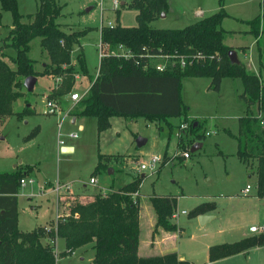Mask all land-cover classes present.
<instances>
[{
  "label": "rangeland",
  "instance_id": "374dc122",
  "mask_svg": "<svg viewBox=\"0 0 264 264\" xmlns=\"http://www.w3.org/2000/svg\"><path fill=\"white\" fill-rule=\"evenodd\" d=\"M38 1L17 0L19 13L23 16L22 22H28L29 17L35 14ZM56 1L62 7L57 23L63 31L70 33L91 30L81 38V47H73L67 67L73 72V82L75 75L78 76L76 91H83L90 85L89 80L96 75L100 66V30L109 25L115 26L118 15L120 26L135 27L137 12L129 9V0H121L124 5L118 10H113V0ZM166 1L167 13L151 22V27L183 29L196 20L219 11V0ZM262 1L224 0L223 8L224 5L227 6L229 17L222 22L221 28L226 33L224 44L233 46L240 63L254 74H259L264 85L263 19L260 18L258 38L249 32L244 33L253 27L246 21L262 16ZM88 8L91 10L86 12ZM11 23V14L3 12L0 58L10 69L15 70L16 67L1 56L11 52L2 44ZM116 52L120 54L125 50ZM12 53L15 55L13 51ZM79 55H82L83 67L89 76L83 73ZM29 58L34 61L36 72L41 73L50 66L47 54L40 47L39 38L31 41ZM163 61L157 58L151 64L155 66ZM62 69L66 68L62 66ZM67 75L68 73L60 75V83L51 75L37 77L32 92H28L25 87L15 89L14 92L16 95L20 94V97L12 103L11 115L0 117V173L12 171L15 165V169L29 165L31 172L23 179L34 180V184L27 183L19 189V232H30L37 227L48 228L50 233L56 232L60 222L79 218H75L73 209L78 204H88L89 195L101 194L106 190L110 194L114 192L110 189L111 186L117 188L137 178L142 179V182L132 197L144 209L143 222H146L147 213H150V197L176 199L177 209L168 219L176 226L172 242L175 243L179 256L191 264H208L211 246L238 243L264 235L249 233L251 226L264 224V201L256 196L254 169L247 168L239 161L236 156L237 141L230 136H238V119L245 115L248 105L242 97L243 85L239 79H222L218 91L213 90L208 78L184 79L181 95L183 105L187 108V120L177 117L156 123L142 117H112L109 120L110 126L99 133L93 118L79 120L75 126L69 125L66 119L59 137V122L54 116L43 113L44 98H56V93L65 91ZM72 93L73 88L68 94ZM71 105L75 106L73 114H78L81 110L79 102ZM25 108H29L31 113L18 118ZM251 114L260 117L256 104L251 107ZM80 124L84 125L83 130L78 129ZM181 124L187 126L182 134V141L176 137ZM193 127L199 130L193 132ZM71 133H76L77 139H70ZM206 133L210 135L207 136ZM198 136L202 138L199 140ZM137 138L145 140L140 148L136 145ZM59 140H63L66 145L73 144L75 152L59 153ZM197 143L202 145L201 148L191 152V148ZM183 152L189 153V159L180 156ZM110 156L113 160L110 166L106 163V170L94 174L99 158ZM154 156L162 160L155 173L150 175L147 171H138L140 162L146 163ZM108 170L113 171V174H108ZM90 178L97 181L95 186L89 185ZM60 180L71 186L72 194L62 193L63 200L59 196L57 202L56 195L54 197L49 190H53V184ZM246 186L251 187L247 195L243 194ZM39 191L44 195H40ZM197 208L204 212L192 215ZM182 211L186 214H180ZM200 216L213 218L201 226ZM45 224L47 226L43 227ZM147 238L146 228L142 226L140 239L146 241ZM20 242L21 240L18 241ZM39 242L42 248L48 246L52 250L55 264H94L92 244L69 252L65 249L62 238L51 240L46 237ZM225 252L229 250L221 249L218 254ZM221 259L223 260L213 264H264V241L247 251L232 256L225 255Z\"/></svg>",
  "mask_w": 264,
  "mask_h": 264
},
{
  "label": "trees",
  "instance_id": "16d2710c",
  "mask_svg": "<svg viewBox=\"0 0 264 264\" xmlns=\"http://www.w3.org/2000/svg\"><path fill=\"white\" fill-rule=\"evenodd\" d=\"M224 0H219V11L200 19L183 29H156L150 26L162 13H167L166 0H129V9L137 12L135 27H123L119 24L101 30V43L106 52L111 53L118 46L128 49L133 58L122 59L108 56L101 60L98 75L92 77L87 95L79 102L80 117L96 120L97 131H105L112 117L135 119L145 118L159 123L170 118L184 117L187 120V108L183 105L181 89L186 78H208L214 91L220 89L222 79H239L243 85L242 97L247 102L245 115L238 119V136L230 135L237 141L236 156L247 168L256 174V196L264 200V85L259 74L249 71L242 63H234L228 57L232 48L224 44L226 36L221 24L228 17L223 8ZM263 10H264V0ZM62 7L56 0H39L38 7L28 22H22L17 0H0V27L2 13L9 12L12 17V30L2 41L5 49L14 51L8 60L16 68L12 70L0 58V117L10 116L12 103L20 94L15 89L24 87L27 77L60 76L68 73L67 89L56 93L58 99L68 94L73 87V72L67 68L74 46L80 45L81 38L91 30L67 33L57 23ZM260 18L256 16L248 25L253 26L249 33L259 36ZM39 38L40 47L47 54L50 66L43 72H36L34 61L29 58L30 43ZM259 40H257L258 44ZM166 55L172 57L164 72L149 68L146 57L141 58V66L136 67L134 60L140 55ZM3 58L7 57L1 54ZM82 55L79 61L85 76ZM170 61L175 62L171 64ZM181 62L184 65L181 66ZM62 66L66 69L63 70ZM257 105L259 116L251 114V107ZM31 113L25 108L21 115ZM21 117V118H22ZM170 126V124H169ZM171 127V126H170ZM199 128L193 127L196 132ZM202 136H198L200 140ZM182 141V136L179 139ZM110 157H100L95 172L106 170ZM30 166L20 167L11 172L0 173V255L2 264H55L52 250L41 247L40 239L62 238L65 249L73 252L92 244L94 264H190L179 261L175 253L162 257L139 258V212L140 206L132 197L137 193L142 179L134 178L129 184L102 198L94 196L93 201L85 205H76L73 214L78 219H66L60 222L56 232L46 233L43 228L31 232H19L18 201L20 180L29 176ZM156 216L155 230L160 228L174 233L176 226L169 218L177 209V201L172 197L153 196L149 199ZM197 208L192 215L203 213ZM21 240L20 243L18 241ZM264 241L260 238L245 239L238 243L212 246L209 249L211 261L236 255L249 250ZM24 245H27L24 248ZM221 249L229 252L220 253Z\"/></svg>",
  "mask_w": 264,
  "mask_h": 264
},
{
  "label": "built area",
  "instance_id": "2783aa9c",
  "mask_svg": "<svg viewBox=\"0 0 264 264\" xmlns=\"http://www.w3.org/2000/svg\"><path fill=\"white\" fill-rule=\"evenodd\" d=\"M112 5H113V10H118L121 6V0H113L112 2ZM114 26L113 25H109L108 28L112 29ZM100 35H101V30H100ZM101 38V37H100ZM116 50H125L124 53H117ZM115 51L111 52V53H108L106 52V47L105 46H102V43H101V39H100V42H99V60L101 62V60H103L104 58H107L108 56H115L117 58H122V59H130V58H133V55L132 53L126 49L125 47L123 46H118L116 48ZM142 57H146L148 59V65L146 66H143V70L144 71H147L149 68L155 70L156 72H164L165 70V66H166V63L172 58L170 56H166V55H150L149 53H146L144 55H140L139 58L135 59L134 60V65L136 67H140L141 66V58ZM157 58H161L163 59L164 61L158 65H152L151 64V61L153 59H157ZM171 64H174L175 62L173 61H170ZM184 65V62H181V66ZM98 75V73H97ZM96 75V76H97ZM53 78L56 79V82L57 83H60L61 81V76H54ZM75 78L77 79V77L75 76ZM91 87V86H90ZM90 88H88L87 90H85L83 93H78V92H74L72 94H69V100L71 102H73L74 104L77 103V102H80L88 93ZM43 113L45 115H48V116H56L58 114L61 113V110H60V105H59V101L57 99H50V98H44V110H43ZM66 119H71L70 118V114L69 112H65V114H63V118L62 120L59 122L58 124V130H59V133H58V136L60 137L61 136V132L60 130L62 129V125H63V121L66 120ZM187 129V126L185 124H181L179 126V129L178 131L176 132V137L178 139H180V137L182 136L183 132ZM207 136H209L210 134L209 133H206ZM69 138L70 139H77V134L76 133H71L69 134ZM65 145V142L63 140H59V146H64ZM180 156L183 157V159H189V153L188 152H183L182 154H180ZM162 160L157 157V156H154V157H151L148 162L146 163H142L140 162L139 163V166H138V171L140 172H148L150 173V175H152L153 173L156 172V170L158 169L157 166H160ZM34 184V180L32 179H28V180H20V185L23 187L25 186L26 184ZM89 184L90 185H93L95 186L97 184V181L95 180V178H90L89 180ZM71 189V186L67 185V184H61L59 182H57L54 187H53V190H52V193L54 194V197L55 199L57 200V202L59 201L57 199V197L59 196H62L61 197V200H63V196L62 193H65V192H68V194H72V191L70 190ZM251 190V187L250 186H246V188L243 190V194L247 195ZM44 195L43 192H40V195ZM101 197L102 198H105L107 197L108 193L106 191L102 192L101 194ZM181 214L185 215L186 212L185 211H182ZM74 216L75 218H78V215L76 213H74ZM58 218V216H57ZM57 222V221H56ZM44 230L49 233L51 230L48 229V228H44ZM249 232L251 234H259V233H264V224L263 225H260V226H252L249 228ZM54 243V242H53Z\"/></svg>",
  "mask_w": 264,
  "mask_h": 264
},
{
  "label": "crops",
  "instance_id": "0c3cea01",
  "mask_svg": "<svg viewBox=\"0 0 264 264\" xmlns=\"http://www.w3.org/2000/svg\"><path fill=\"white\" fill-rule=\"evenodd\" d=\"M225 3V2H224ZM121 5H124V2H122L121 1ZM226 9H227V6L226 5H224V10H225V12H226ZM227 13V12H226ZM227 15H228V13H227ZM228 17H229V15H228ZM227 17V18H228ZM226 19V18H225ZM224 19V20H225ZM200 20V19H199ZM223 20V21H224ZM196 21H198V20H196ZM245 22V21H244ZM193 24V23H192ZM10 30H12V23H11V27H10V29H9V31H8V33L10 32ZM249 31L248 30H246L244 33H246V34H249L248 33ZM227 46V45H226ZM79 47H81L80 45H79ZM228 47H231V46H228ZM233 47V46H232ZM231 47V48H232ZM234 48H238V49H240L239 47H234ZM9 50H11V52H9V54L8 53H4L7 57H5V60L6 61H8V63H10V61L9 60H7L8 59V57H13L14 55H13V53H12V49H9ZM233 50V49H232ZM233 51H235V50H233ZM14 52V51H13ZM235 53H236V55H237V52L235 51ZM238 59V58H237ZM240 62V61H239ZM13 65V64H12ZM98 70H99V68H98ZM97 73H98V71H97ZM97 73H96V75H97ZM96 75H94L93 77H95L96 78ZM52 77H54L53 75H51ZM76 76V75H75ZM77 77V79L76 78H74V82H73V90H74V92H78V93H83L85 90H87L88 88H90V86H91V82H90V80H89V86L88 87H86L83 91H76V87H75V83H76V81L78 80V76H76ZM50 80H53V79H51L50 78ZM54 81V80H53ZM37 82V81H36ZM69 95V94H68ZM68 95H64V96H62L61 98H58L57 100L59 101V105H60V110H61V113L60 114H58V115H56V116H54L56 119H57V121L58 122H60L61 120H62V118H63V114H65V112H69V114H70V120L68 119V123H69V125H71V126H75L77 123H78V121L80 120H84V119H87V117H80V116H78L77 114L75 115V114H73V112H74V109H75V106L73 107V105H71V104H74L73 102H71L70 100H69V96ZM65 97H67V99H65ZM69 104V105H68ZM246 112V111H245ZM96 121V120H95ZM57 122V123H58ZM63 124L65 123V120L62 122ZM83 123V122H82ZM57 126H58V124H57ZM58 128V127H57ZM78 129L79 130H83L84 129V125L83 124H80L79 126H78ZM202 146V145H201ZM64 150H69L70 152H63ZM58 151H59V153H62V154H72V153H74L75 152V146L73 145V144H68V145H64V146H60L59 148H58ZM112 156H110V158H111ZM111 161H109L108 162V165L110 166V163H112V158L110 159ZM20 164V163H19ZM16 166V165H15ZM15 166H13V170L12 171H14L15 170ZM29 166V165H28ZM11 172V171H10ZM110 174H113V171L110 173ZM60 183H64L63 181H59ZM46 183H50V185L51 184H53V183H51V182H46ZM130 182H128L127 184H129ZM44 184V183H43ZM42 184V185H43ZM127 184H124V185H122V186H119V187H117V188H113L112 186L110 187V189H113L114 191H116V190H118V189H120V188H122L123 186H125V185H127ZM90 185V184H89ZM53 186H54V184H53ZM20 187H22L21 185H20ZM109 189V190H110ZM106 190V189H105ZM50 192H52V190H49ZM40 192V191H39ZM106 192H107V190H106ZM83 195H84V193H82ZM95 195H97V194H95ZM95 195H86V196H88L89 198V203L90 202H92L93 201V198H94V196ZM101 196V195H100ZM18 197H19V194L17 195V201H18ZM133 199H134V197H133ZM138 201V200H137ZM264 201V200H263ZM151 208H148L149 210H150V213L148 212L147 213V220H146V222H143L142 220H143V211H144V209L140 206V212H139V229H140V235H141V230H142V226H144L145 228H146V231H147V235H148V238L146 239V241H141V239H140V237H139V246H138V252H137V255H138V257L139 258H150V257H162V256H165V255H168V254H172V253H175L176 255H177V258H178V260L179 261H187V260H183L184 258L183 257H181V256H179V253H178V250H177V247H176V245H175V243L174 242H172V239H174L173 238V236H175L174 234L175 233H169V232H166V231H164V230H162V229H160V228H158V229H156L155 230V223H156V216H155V213H154V211H153V208H152V206H150ZM147 209V210H148ZM146 211V210H145ZM180 214H181V212H180ZM210 221V220H209ZM147 224L146 226H145V224ZM206 224V223H205ZM45 226H47L46 224L43 226V227H45ZM201 226H203V225H201ZM252 227V226H251ZM38 228V227H37ZM36 229V228H35ZM31 232V231H30ZM250 233V232H249ZM251 234V233H250ZM53 242H55V241H53ZM222 245V244H221ZM215 246H217V245H215ZM212 247V246H211ZM227 258H229V257H227ZM225 259V258H224ZM221 260H223V259H220V260H217V261H211L210 259L208 260L209 261V263L208 264H213V263H215V262H218V261H221ZM190 263V262H189ZM191 264V263H190Z\"/></svg>",
  "mask_w": 264,
  "mask_h": 264
},
{
  "label": "water",
  "instance_id": "95a60500",
  "mask_svg": "<svg viewBox=\"0 0 264 264\" xmlns=\"http://www.w3.org/2000/svg\"><path fill=\"white\" fill-rule=\"evenodd\" d=\"M91 10V8L86 9V12H89ZM161 17H164V13L161 14ZM228 57L230 58V60L234 63H240L239 60L237 59V55L235 53V51L231 50L228 53ZM37 78L36 77H27L24 80V87L26 88V90L28 92H32L34 89V86L36 84ZM145 144V140L142 138H137L136 139V145L138 148L142 147ZM201 148V144L197 143L195 144L192 148H191V152H195L197 150H199ZM63 152H70L69 150H64ZM112 171L108 170V174H110ZM213 217H209V216H200L199 217V222L200 225H204L205 223H207L209 220H211Z\"/></svg>",
  "mask_w": 264,
  "mask_h": 264
}]
</instances>
